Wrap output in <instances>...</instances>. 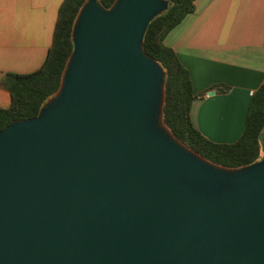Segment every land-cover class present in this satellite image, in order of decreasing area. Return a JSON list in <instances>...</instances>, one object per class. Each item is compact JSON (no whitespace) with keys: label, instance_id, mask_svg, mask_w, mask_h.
Instances as JSON below:
<instances>
[{"label":"water","instance_id":"1","mask_svg":"<svg viewBox=\"0 0 264 264\" xmlns=\"http://www.w3.org/2000/svg\"><path fill=\"white\" fill-rule=\"evenodd\" d=\"M169 6L81 7L59 89L0 131V264H264V156L217 165L164 122L144 37Z\"/></svg>","mask_w":264,"mask_h":264},{"label":"crops","instance_id":"2","mask_svg":"<svg viewBox=\"0 0 264 264\" xmlns=\"http://www.w3.org/2000/svg\"><path fill=\"white\" fill-rule=\"evenodd\" d=\"M64 0H0V75L31 73L52 47ZM195 10L166 37L198 97L195 127L217 143L242 135L253 93L264 84V0H194ZM216 85L229 88L225 93ZM214 92L213 94H210ZM1 85L0 109L10 107Z\"/></svg>","mask_w":264,"mask_h":264},{"label":"trees","instance_id":"3","mask_svg":"<svg viewBox=\"0 0 264 264\" xmlns=\"http://www.w3.org/2000/svg\"><path fill=\"white\" fill-rule=\"evenodd\" d=\"M87 0H64L54 34L52 47L38 70L31 73L0 75L1 85L10 92L11 105L0 109V131L14 120L38 115L45 101L60 87L63 72L73 51L72 29L76 17ZM109 8L115 0H99ZM169 9L150 22L144 37L146 52L167 73L164 122L187 147L207 160L228 168L253 164L263 157L264 84L252 95L247 111L245 129L234 143H217L203 135L191 117L193 102L205 94L196 95L188 69L175 50L165 44L167 35L195 10L194 0H166ZM218 93L228 87L216 85Z\"/></svg>","mask_w":264,"mask_h":264},{"label":"rangeland","instance_id":"4","mask_svg":"<svg viewBox=\"0 0 264 264\" xmlns=\"http://www.w3.org/2000/svg\"><path fill=\"white\" fill-rule=\"evenodd\" d=\"M264 156V155H263Z\"/></svg>","mask_w":264,"mask_h":264}]
</instances>
